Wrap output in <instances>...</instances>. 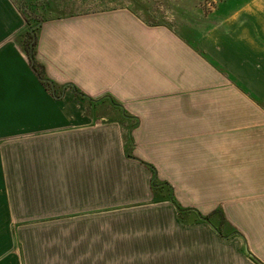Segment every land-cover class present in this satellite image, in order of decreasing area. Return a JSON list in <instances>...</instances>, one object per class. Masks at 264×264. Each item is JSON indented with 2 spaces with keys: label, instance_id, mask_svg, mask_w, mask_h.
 <instances>
[{
  "label": "crops",
  "instance_id": "obj_1",
  "mask_svg": "<svg viewBox=\"0 0 264 264\" xmlns=\"http://www.w3.org/2000/svg\"><path fill=\"white\" fill-rule=\"evenodd\" d=\"M227 13L192 41L126 8L45 20L57 98L0 0V264H264V3Z\"/></svg>",
  "mask_w": 264,
  "mask_h": 264
},
{
  "label": "rangeland",
  "instance_id": "obj_2",
  "mask_svg": "<svg viewBox=\"0 0 264 264\" xmlns=\"http://www.w3.org/2000/svg\"><path fill=\"white\" fill-rule=\"evenodd\" d=\"M13 2L22 12L35 19L34 21L126 8L133 11L146 24L167 26L192 41L202 35L205 36L223 19L225 12L230 13L251 2L264 3V0H13ZM93 113L95 114L94 111ZM110 116L106 121L115 119L117 113L110 112Z\"/></svg>",
  "mask_w": 264,
  "mask_h": 264
},
{
  "label": "trees",
  "instance_id": "obj_3",
  "mask_svg": "<svg viewBox=\"0 0 264 264\" xmlns=\"http://www.w3.org/2000/svg\"><path fill=\"white\" fill-rule=\"evenodd\" d=\"M22 15L25 19V23H26V28L25 31L22 33L19 44L20 47L22 49V51L26 54L31 68L33 69V71L36 73V75L39 77L41 83L49 90L51 91L57 98H59L60 96H62L63 91L61 90V92H59V94H57V88H58V84H56L55 82H53L52 80L49 79V77L47 76L46 73V69L45 66L39 62L38 58H37V46H38V39H39V32H40V28H41V24L43 21V19L41 20H36L34 21L33 18L29 17L27 15V13L22 12ZM65 88H72L75 91V94L77 96L78 99L81 100H88L91 103H95L96 101L93 100L92 98L88 97L87 95H85L81 90H79L75 85L73 84H67L64 85L62 87V89L64 90ZM149 167L151 168L152 172H153V181H152V187L153 190H155V192H158L161 190L160 186H164L167 185L169 186L167 183H161L158 184L157 183V173L155 171V169L149 165ZM168 191L171 190L173 191V189L169 186V188H167ZM172 201L174 202V199H172ZM177 206V209L179 210V213H181L183 211V209L180 208L179 205H177V203H175ZM219 215L220 217V221H219V225H216L213 221H212V217ZM201 219L205 222H207L209 225L213 226L214 228L217 229V232L224 237L225 235L222 233V226L225 225L226 221L223 218V215L221 213V211H216L211 213L208 216L202 217ZM238 234L236 231H234L232 233V235ZM255 260V259H254ZM256 261V260H255ZM257 262V261H256Z\"/></svg>",
  "mask_w": 264,
  "mask_h": 264
}]
</instances>
